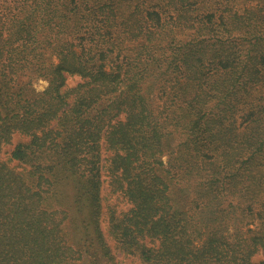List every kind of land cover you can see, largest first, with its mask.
Listing matches in <instances>:
<instances>
[{
    "label": "trees",
    "instance_id": "16d2710c",
    "mask_svg": "<svg viewBox=\"0 0 264 264\" xmlns=\"http://www.w3.org/2000/svg\"><path fill=\"white\" fill-rule=\"evenodd\" d=\"M229 1L0 0V264H117L101 166L130 203L107 209L109 234L143 264L264 254V6ZM32 66L39 94L20 80ZM248 216L260 228L231 238Z\"/></svg>",
    "mask_w": 264,
    "mask_h": 264
},
{
    "label": "rangeland",
    "instance_id": "374dc122",
    "mask_svg": "<svg viewBox=\"0 0 264 264\" xmlns=\"http://www.w3.org/2000/svg\"><path fill=\"white\" fill-rule=\"evenodd\" d=\"M218 3H215L217 5H226V2L228 0H217ZM229 4L231 5H236L238 10L242 12V10L245 7H250L251 10H257L258 5L264 6V0H230ZM41 46L42 51L41 53L43 54L45 61H51L54 64H57L59 62V59L57 57V54L54 52L55 48L53 47V44H50L49 41H44ZM75 51H78L77 48H73ZM38 52V51H37ZM3 61L5 60L4 58H1ZM39 62V60H38ZM27 71H30L29 75H21L20 80L21 81H28L27 82V87L30 88L31 90L34 91V93L39 94L40 92H43L45 89L48 88L49 86V81L47 78H44L39 75V66H32L31 69H28ZM28 73V72H27ZM75 77V76H73ZM71 77V78H73ZM69 80V83H75V79ZM29 89V90H30ZM165 101H166V95L157 89V85L153 84L150 87V90L148 92V99L147 103L150 104V107L152 111L155 114H159L158 117L162 116L163 113H165ZM248 107H250L248 105ZM238 121L237 125H240L242 123V116H238ZM172 128L177 127L175 124V120H173V125L171 126ZM28 137L24 134H18L14 133L13 138H11V142L7 143L3 147V155L8 156L10 153V150L14 147V145L20 141H26ZM101 164H106V157L110 154V152L105 148L104 143L102 144V149H101ZM162 160L164 161L165 164V169L168 170L170 169V164L168 162L167 155L162 156ZM16 161L12 160L11 164H15ZM173 165V162L171 163ZM177 166V165H176ZM208 166V165H207ZM101 189H100V194H101V203L103 207V214L101 216V229L110 245L112 248V252L115 255V261L117 264H143L141 260L135 256V255H128L125 254L124 252L119 251L116 248L115 241L113 238H111V235L109 234L108 231V215L106 214L107 209L112 207L113 209L116 210L117 213H120L122 211H126L130 207V203L127 200V198L121 194L119 191L113 190L112 186L110 185V175L107 170V168L101 166ZM245 220L242 222L237 223L236 225H231L229 226L228 233L231 238H235L236 236H239L243 238L244 240H249L255 233L252 232L250 229L258 230L260 228V221L259 219L252 218L250 216L244 217ZM253 262L255 264H264V254L262 252H257L253 256Z\"/></svg>",
    "mask_w": 264,
    "mask_h": 264
}]
</instances>
